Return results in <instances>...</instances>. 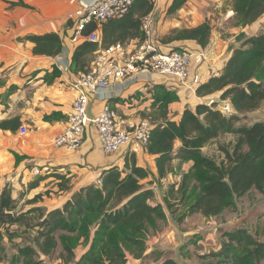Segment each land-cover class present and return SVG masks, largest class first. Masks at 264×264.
I'll list each match as a JSON object with an SVG mask.
<instances>
[{
	"label": "trees",
	"instance_id": "obj_1",
	"mask_svg": "<svg viewBox=\"0 0 264 264\" xmlns=\"http://www.w3.org/2000/svg\"><path fill=\"white\" fill-rule=\"evenodd\" d=\"M5 1L11 7L32 8L23 0ZM188 1L172 0L168 13L179 11ZM152 9L150 0H136L126 15L103 23L101 35L104 46L140 36L142 19ZM232 9L244 26L251 25L264 16V0H234ZM97 28V23L92 22L85 34ZM211 33L212 25L205 21L198 26L174 29L164 42L191 40L205 49ZM27 39L35 43V54L55 56L64 46L62 36L55 32L32 34ZM97 47L98 43L84 40L75 52L76 61L85 52L97 51ZM85 66L86 63L83 68ZM214 92H219L222 100L230 99L237 113L228 115L207 103H198L195 109L185 108L180 120L167 119L165 123L154 125L147 144L145 152L156 156L157 183L172 171L175 158L181 163L194 162L182 181L180 178L173 182L165 195L166 207L172 211L176 223L195 213L206 217L219 216L227 209L238 207V199L252 190L264 194V121L249 126L236 125L241 113L253 111L264 102V29L234 49L218 76L209 77L197 87V94L201 96ZM179 100L175 90L161 85L156 87L153 105H159L165 110V115L169 104ZM226 133L237 134V140L232 148H223L224 159L217 162L204 154L203 147ZM178 139L182 146L175 153ZM154 174L149 167L138 165L136 154L128 153L124 169L118 166L106 169L100 177L101 185L96 182L81 188L62 208L47 214L39 206L17 212L18 201L13 197V188L6 185L0 191V245L5 237L13 240L18 235L14 226H33L29 222V214L42 212L35 244L43 254L49 255L57 248L56 234L62 232L59 238L66 263L127 264L129 256L139 259L149 245L150 230L156 229L160 221L168 220L165 206L153 203L156 197L154 190L143 184V180ZM40 198L42 196L37 195L29 203L33 204ZM174 202L183 206L178 217L173 213L176 210L173 209ZM223 237L221 250L207 255L219 260H208L205 264H261L264 260V241L247 229L229 230ZM90 241L89 249L74 261L75 249ZM38 250L31 244L19 247L18 255L10 264H41L37 259ZM2 261L0 257V264ZM161 264L176 263L167 259Z\"/></svg>",
	"mask_w": 264,
	"mask_h": 264
},
{
	"label": "crops",
	"instance_id": "obj_2",
	"mask_svg": "<svg viewBox=\"0 0 264 264\" xmlns=\"http://www.w3.org/2000/svg\"><path fill=\"white\" fill-rule=\"evenodd\" d=\"M23 1L32 8L11 7L5 0H0V191L6 185L12 186L13 197L20 200V210L26 211L39 206L43 207L47 214L53 209L62 208L66 201L71 199L81 188L95 184L106 169L114 166L124 169L125 157L128 153L122 151L113 155L106 154L93 132L87 133L83 145L77 150H68L55 145L56 137L64 130L68 116L73 110L74 92L70 89L69 83L91 65L92 57H95L99 50L98 45L97 51L85 52L76 61L75 52L83 41L75 45L70 42L73 30L72 22L67 15L84 3L98 0ZM171 1L161 0L159 6L154 10V14L165 15ZM191 2L197 3L196 0H189L187 4ZM158 24L159 22H157V26ZM51 32L62 36L64 45L62 51L55 56L35 54L33 51L35 43L28 40L27 36ZM160 40L163 42V39ZM101 41L104 45L102 35ZM164 44H171L174 47L187 45L194 49L199 48L191 40H174L164 42ZM212 46L209 50L207 47L204 49L203 56L201 54L195 56L191 91L176 78L147 74L145 79L148 80L144 79L131 84L127 82L115 83L106 91V94L109 95V104L130 123H135L141 118H149L155 125L165 123L167 119L180 120L189 101L199 103L196 100L199 98L198 96L194 99L191 96L196 93L198 85L213 76L209 74V70L221 73L223 66L229 60L230 56H227L224 62L223 54L217 53V50H213ZM208 53L214 59L220 58L221 64L215 69L212 64L208 65L210 63ZM85 63L86 66L83 68ZM66 64L68 65L67 69L64 68ZM204 64L208 69L205 68L206 73ZM161 85L175 90L180 96V100L170 103L165 115L155 119L150 113L159 108V105L155 107L153 103L156 87ZM132 87L133 90L130 92ZM215 95L217 94L202 96L201 102L205 101L203 103H206L210 99L217 101L216 98L220 96V93L216 97ZM188 107L195 109L196 106L189 104ZM99 108V101L94 100L91 102L89 110L91 113H95ZM23 124L29 127V135L25 138H21L19 135V128ZM181 146V140H176L175 153ZM155 159V155L146 152L137 155L138 165L149 167L155 173L154 176L150 175L143 182L157 183ZM175 162H178L176 165L189 168V170L194 164L193 161L181 163L176 158L173 160L172 166L175 165ZM47 165L50 166L48 170L43 168ZM37 167L41 169L40 174H36L34 171ZM179 179L180 177L173 182ZM255 194H261V198H264L263 193L252 190L240 199H251ZM37 195H41L42 198L30 204L29 201ZM157 200L153 199V203H162L166 208L168 219L176 222L172 211L166 207L165 201ZM23 205L26 206L24 209H22ZM237 205L239 206V201ZM194 215H202L207 219L202 213H195L186 217L185 220ZM90 244L91 241L81 243L75 249L74 261H78L82 257L89 249ZM148 244L147 250L141 258L136 259L129 256L127 264H138L137 262H141V259L146 257L151 250H155L156 245L151 243V240L148 241ZM33 245L38 250L36 244ZM58 248L49 255L38 250L37 259L41 261V264H71L65 262L62 256L63 247L60 243ZM159 258L162 260L161 257ZM163 262L161 261L159 264Z\"/></svg>",
	"mask_w": 264,
	"mask_h": 264
},
{
	"label": "rangeland",
	"instance_id": "obj_3",
	"mask_svg": "<svg viewBox=\"0 0 264 264\" xmlns=\"http://www.w3.org/2000/svg\"><path fill=\"white\" fill-rule=\"evenodd\" d=\"M196 2L197 3H186L187 5H184L185 8H181L173 14H169L167 11L165 15H158V13L155 15L156 18L158 17L157 22H159L156 33L160 39H163V43L168 39L169 35L172 34L174 29L198 26L200 23L209 21L212 25V33L207 50H209L214 44L212 46L213 50L216 49L217 53L219 52V54H223L222 56L225 62V58L227 56L231 57L235 48L242 46L249 37L257 35L264 29V16L255 23L244 26L232 9L234 0H196ZM202 50L204 51V49ZM208 57L210 60L208 65L212 64L213 69L221 64L220 58L216 57L214 59L209 53ZM94 58L95 57L93 56L91 60L93 61ZM204 65V71L206 73L208 69L206 68V64ZM205 68L207 70H205ZM209 71L210 75L218 76L220 74L219 72L214 73L211 70ZM132 90L133 87L130 89V92ZM189 91H191V89H189ZM218 93L219 92H214L212 94H217L215 95L216 97L218 96ZM197 96L199 98L196 100L200 103L203 98L201 95L197 94V90L195 94H192L191 98L194 99ZM219 98L220 96L216 99ZM103 104L104 103L101 105ZM189 104L197 106L195 101H189ZM214 104L211 105V107H214L225 114L232 115L237 113L235 108H233L230 99L222 100L220 98V101H217L216 105ZM164 112L165 110L159 107L154 109L150 114L156 119L163 115ZM257 121H264V103L253 111L241 113L240 119L236 122V125L249 126ZM236 140L237 134H222L220 137L203 147L202 151L208 157L220 162L225 157L223 148H232V145ZM176 163L178 162H175V165L172 166V171L166 175V179H163L158 183L143 182L146 187H151L154 190L156 195L154 199H161L164 201L166 197L165 195L168 194V191L173 185V181L178 177H180L182 181L184 174L190 171L189 168L180 167L178 164L176 165ZM177 189L175 188V190ZM19 195H21V193ZM175 195L180 197L178 196V193H175ZM170 199H174V197H171ZM17 201L18 212L21 208L19 205L20 200L17 199ZM238 201V207L227 209L219 216L207 217L206 219L202 215H194L189 217L183 223H176L170 218L166 222L160 221L158 227L156 229H151L149 232V240L156 245L155 250H151L146 257L141 259V262L137 263L159 264L161 261L167 259L173 260L176 264H205L208 260L217 262L219 258L207 255L212 251H220L224 240V233L237 228H245L257 239L264 241V198H261V194H255L252 195L251 199L239 198ZM25 207L26 206L23 205L22 209ZM173 209H177L174 212L177 216L183 211V206L178 202H174ZM42 212L46 214L44 208ZM42 212L29 214V222L33 224L32 227L26 225L27 227L23 226V228H18V226H14L13 229L17 231L18 235L13 240H10L8 237L4 238L0 245V249L3 247V249L0 250V257L3 259L2 264H10L13 257L18 255L19 247L29 244L33 245L35 243L39 231L37 226H39L38 223L41 222V218L43 217ZM61 233L62 232H58V234H56L58 245L59 243L62 245L59 238ZM154 251L155 253H153ZM157 257L158 259H156ZM159 257H161L162 260H160ZM261 264H264V260Z\"/></svg>",
	"mask_w": 264,
	"mask_h": 264
},
{
	"label": "built area",
	"instance_id": "obj_4",
	"mask_svg": "<svg viewBox=\"0 0 264 264\" xmlns=\"http://www.w3.org/2000/svg\"><path fill=\"white\" fill-rule=\"evenodd\" d=\"M136 0H98L84 3L68 13L72 22V44L84 40L98 43L99 50L91 65L71 81L70 89L74 92L73 110L69 114L64 130L56 137L55 145L68 150L79 149L88 132H93L108 155L126 151L139 155L147 151L154 123L149 118H141L135 123L121 117L116 109L109 104V90L115 83L129 84L140 82L147 74H159L164 77L176 78L183 86L192 89L194 60L196 54L204 55L201 48L190 46L174 47L165 45L157 36V18L154 10L161 0H150L152 11L142 19L140 36L125 42L102 45L101 25L111 19L126 15ZM97 23L98 28L85 34L90 23ZM65 69L68 68L66 64ZM148 80V79H145ZM98 100L100 108L90 112L91 102ZM104 103L103 105H101ZM209 106L216 103L215 99L206 102ZM19 135H29V127L25 124L19 128ZM49 169L47 165L43 167ZM36 174L41 169H34ZM102 184V179L97 180Z\"/></svg>",
	"mask_w": 264,
	"mask_h": 264
},
{
	"label": "clouds",
	"instance_id": "obj_5",
	"mask_svg": "<svg viewBox=\"0 0 264 264\" xmlns=\"http://www.w3.org/2000/svg\"><path fill=\"white\" fill-rule=\"evenodd\" d=\"M217 102V101H216Z\"/></svg>",
	"mask_w": 264,
	"mask_h": 264
},
{
	"label": "water",
	"instance_id": "obj_6",
	"mask_svg": "<svg viewBox=\"0 0 264 264\" xmlns=\"http://www.w3.org/2000/svg\"><path fill=\"white\" fill-rule=\"evenodd\" d=\"M224 104V103H223Z\"/></svg>",
	"mask_w": 264,
	"mask_h": 264
}]
</instances>
